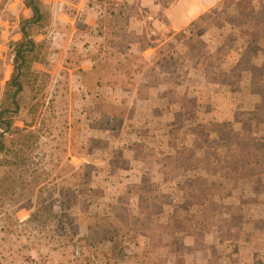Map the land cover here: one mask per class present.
I'll return each instance as SVG.
<instances>
[{"label":"rangeland","instance_id":"rangeland-1","mask_svg":"<svg viewBox=\"0 0 264 264\" xmlns=\"http://www.w3.org/2000/svg\"><path fill=\"white\" fill-rule=\"evenodd\" d=\"M23 1L0 0V97L13 70L10 43L19 39V22L27 13ZM161 1L155 18L165 23L168 10L179 9L182 0ZM215 1L176 33L166 26L154 34L162 30L158 20L143 23L137 16L128 23L136 7L91 1L110 33L100 79L117 83L87 86L91 95L85 99L98 114L92 122H100L91 127L111 130L96 137L97 164H75L72 211L84 234L99 242L101 264H264V167L248 177L222 169L215 137L223 126L264 139V116L253 108L263 96L251 91V71L229 89L220 86V73L240 59L256 63L264 80V0ZM79 43L70 35L64 46L70 63L79 64ZM147 46L156 53L144 58ZM98 77L90 73L86 79ZM79 100L71 107L70 159L84 142L75 112ZM127 141L138 154L123 149ZM198 202L204 203L201 209L210 206L205 230ZM2 215L0 264H69L47 249L37 252L24 237L9 235ZM29 215L26 208L17 212L20 220ZM122 217L130 231L121 229Z\"/></svg>","mask_w":264,"mask_h":264},{"label":"trees","instance_id":"trees-1","mask_svg":"<svg viewBox=\"0 0 264 264\" xmlns=\"http://www.w3.org/2000/svg\"><path fill=\"white\" fill-rule=\"evenodd\" d=\"M76 1L59 0L53 6L43 0H25L30 16L21 17L22 36L10 43L13 70L0 97V214L3 230L24 237L37 252L47 249L69 264H101L99 242L84 234L72 211V177L77 166L69 156L68 135L76 97L69 95L70 62L63 53L70 24L58 15L75 13L72 3ZM41 34L44 39L38 40ZM245 70L252 73L251 91L263 96L254 103V111L264 116V80L256 63L235 61L234 66L220 73V86L229 89L239 83ZM105 72L94 68L90 73L101 80ZM80 73L90 74L84 70ZM107 83L113 86L117 81ZM18 121L23 125L19 126ZM215 137L223 152L219 165L222 169L248 177L255 168L264 167V139L223 126ZM261 186L264 188V184ZM203 206L198 202L205 230L210 206L201 209ZM23 208L29 209L30 215L20 220L17 212ZM121 223L122 230L130 231L125 217Z\"/></svg>","mask_w":264,"mask_h":264},{"label":"crops","instance_id":"crops-1","mask_svg":"<svg viewBox=\"0 0 264 264\" xmlns=\"http://www.w3.org/2000/svg\"><path fill=\"white\" fill-rule=\"evenodd\" d=\"M91 1L92 0H81L80 2V0H77L76 2H73L72 5L75 11L74 16H73L74 12L71 13V15H68L63 12H61L58 15V18L60 20H61V15L66 16L65 17L66 20L64 21L70 24L69 33H68L69 40H70V35H72L73 38L75 37L78 38V41L80 42L78 46L79 47L78 52H80L81 54L79 64L69 63L70 66L67 69L69 70L70 73V91L71 93H73V96L71 95L70 92L69 95L70 97H80V100L78 102V107H77V102H75L76 104L75 106L77 107L75 112L78 113V116L81 120L80 133L82 135V139L84 140V142H82L83 145H80L78 152H76L74 155L71 154V161L76 165L78 164V166L85 165V167L89 163H93V164L98 163L97 156L99 155L98 152L100 148L97 145L98 141L96 140V137L103 130L108 135H110V130H111V129H107V127L106 128L103 127L104 129L102 127L96 129L91 127L94 123L99 124L100 122L97 123L96 120H95L96 122H92L93 121L92 118L97 114V110L96 109L93 110L95 104L88 106V102L86 101L85 98H87L86 95H91L88 93V90L90 89L87 88V86L91 85V83L92 84L94 83L97 87L102 86V87L112 88V86L107 82L103 83L99 79H97L94 82H90L86 79L88 78V76H84L82 73H80L81 70H84L89 74L94 68L100 69L99 67L100 61L102 60V57H105V54H107V51L105 49H107L110 45V33L106 31L107 26L105 27V23L102 21L103 15L101 16L98 11H94V8L91 7L92 6ZM215 2H216L215 0H182L178 5L179 9H177L176 11H174V9L172 8L168 10L169 12L163 10V14H166L168 12L167 16L169 19L168 22L164 23L163 20L160 21L159 17L155 18L156 16L161 15L158 14L161 13L162 11L161 0H112V4L119 6L120 8L127 6V7H131L132 10L133 7L134 8L136 7L138 13L136 15H132V16L130 15L127 19L128 23H133L138 17H140V19L141 18L143 19V23H146L151 19H153V21L158 20L160 24H162L161 25L162 27L160 26L162 30L152 31V34L165 32L166 26L172 28L176 33L177 30L184 28L190 22L194 21L196 17L203 14L204 11L210 8ZM51 4L53 6H56L57 3H51ZM23 5L26 6V3L24 1H23ZM26 8L29 9L27 6ZM27 9H26L27 13H25V16L22 17L30 16V12ZM19 35H20L19 36L20 39L22 34L20 33ZM42 36L44 39V35ZM160 36L161 35L159 34L158 39L161 38ZM150 37L151 35L149 36V38ZM155 37L156 34L154 35V38ZM74 40L75 39H73V41ZM68 43L69 41L66 42V45H68ZM74 44L76 43L74 42ZM153 50L154 49H152V46L151 47L147 46L145 49H143L142 54L144 58H146L149 54H151ZM154 52L156 53V50ZM109 55L112 54L109 53ZM60 66L61 64L58 65V68ZM36 67L38 68L37 65ZM135 97H137V95H135ZM19 123L20 122H18L17 124L21 126ZM129 142L130 141H127V146L123 148L125 149L126 152L130 151V149L127 148L129 146L128 145ZM132 146L133 148H131L130 152L137 154L138 148H136V145L134 143L132 144Z\"/></svg>","mask_w":264,"mask_h":264}]
</instances>
